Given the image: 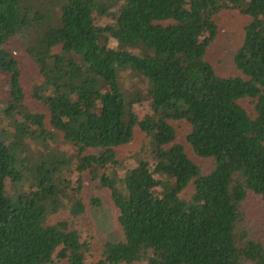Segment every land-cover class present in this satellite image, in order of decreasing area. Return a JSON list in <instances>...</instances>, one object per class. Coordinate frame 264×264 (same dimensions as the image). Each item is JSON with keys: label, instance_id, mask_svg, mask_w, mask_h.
I'll return each mask as SVG.
<instances>
[{"label": "trees", "instance_id": "obj_1", "mask_svg": "<svg viewBox=\"0 0 264 264\" xmlns=\"http://www.w3.org/2000/svg\"><path fill=\"white\" fill-rule=\"evenodd\" d=\"M224 11L250 18L238 76L206 59ZM15 39L47 114L28 107ZM121 71L141 87H122ZM138 129L142 149L120 158ZM84 175L111 191L123 233L92 264H264L238 230L249 196L264 204V0H0V264H89Z\"/></svg>", "mask_w": 264, "mask_h": 264}, {"label": "rangeland", "instance_id": "obj_2", "mask_svg": "<svg viewBox=\"0 0 264 264\" xmlns=\"http://www.w3.org/2000/svg\"><path fill=\"white\" fill-rule=\"evenodd\" d=\"M219 32L216 40L209 47L207 52V61L212 64L217 74L221 77L238 76V71L235 65V55L242 47L244 42V31L246 25L250 22V18L241 14L238 11H224L216 18ZM112 46L117 47L116 41H112ZM8 49L13 52L20 62L22 70V84L27 95L28 107L33 112L41 111L45 114L46 109L34 97V88L40 83V75L34 61L26 54L25 48L20 39H15L8 44ZM128 76L125 72H120V84L122 87H128V83H134L133 88L141 87L140 82L128 81ZM133 88H131L132 91ZM246 104V103H245ZM248 108L250 106L246 104ZM135 113L140 119H143L150 114V105L147 101L135 105ZM46 127L52 132L54 131L49 123V116L47 115ZM177 134L178 142L185 146L190 158L201 168L204 174L213 170L215 163L212 159H203L197 157L190 149L187 143V135L191 131V127L186 122L173 123ZM144 136L138 129L135 140L119 149L120 158H126L131 154L137 153L142 149ZM63 140L60 138L56 147L64 150ZM36 151H38L36 149ZM39 153V151H38ZM28 183H25L24 187ZM95 184L92 183L88 175H84L83 183V197L87 206L86 215L82 218L80 224L90 235L93 236V253L94 258L88 259L89 264L93 260H98V255L101 248L107 242L120 241L123 239L121 227L118 224V210L113 204L111 191L103 189L96 192ZM19 188V187H18ZM23 188H13L15 191H22ZM11 187H8V191ZM194 193L193 185H190L183 195L184 199H190ZM97 196L101 200V207L92 206L93 198ZM243 219L238 225L240 233H245L249 240L260 242L264 246V204L255 195H250L243 204ZM86 237L83 236V239Z\"/></svg>", "mask_w": 264, "mask_h": 264}]
</instances>
